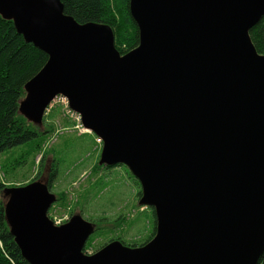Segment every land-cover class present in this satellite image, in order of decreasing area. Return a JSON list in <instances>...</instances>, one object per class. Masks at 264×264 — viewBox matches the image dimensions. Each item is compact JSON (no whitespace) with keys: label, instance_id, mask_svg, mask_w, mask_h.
Returning <instances> with one entry per match:
<instances>
[{"label":"water","instance_id":"water-1","mask_svg":"<svg viewBox=\"0 0 264 264\" xmlns=\"http://www.w3.org/2000/svg\"><path fill=\"white\" fill-rule=\"evenodd\" d=\"M138 45L121 55L107 25L79 24L60 0H0V16L47 55L18 112L43 125L56 97L124 166L151 208L142 246L83 250L93 225H55L40 179L6 187L5 218L28 264H258L264 254V55L249 31L264 0H129ZM49 159L45 160L48 161ZM45 168H43L44 172ZM42 172V174H43ZM42 177V176H41Z\"/></svg>","mask_w":264,"mask_h":264},{"label":"rangeland","instance_id":"rangeland-1","mask_svg":"<svg viewBox=\"0 0 264 264\" xmlns=\"http://www.w3.org/2000/svg\"><path fill=\"white\" fill-rule=\"evenodd\" d=\"M42 124L50 126L54 132L45 138L41 150L27 156L21 167L0 169V180L8 187L26 185L38 175L43 159H49L43 163L45 170L41 181L47 182L51 166L55 165L59 172L52 182V193L64 194L66 201L52 208L55 221H61L58 219L68 217L72 212L78 215L80 211L77 210L82 206V217L88 222H124L112 232L106 231L109 235L94 234L88 243L90 252L114 237H120L133 247L148 241L154 228L153 211L138 206L141 189L127 168L96 167L101 152L99 140L93 134L79 130L81 125L77 115L67 109L63 99L57 98L50 103ZM18 151L0 156V165L10 167ZM98 228L107 229L106 226Z\"/></svg>","mask_w":264,"mask_h":264},{"label":"trees","instance_id":"trees-1","mask_svg":"<svg viewBox=\"0 0 264 264\" xmlns=\"http://www.w3.org/2000/svg\"><path fill=\"white\" fill-rule=\"evenodd\" d=\"M60 2L64 14L79 24L96 23L110 27L114 33L115 48L121 55L137 47L138 30L129 13V0H60ZM249 35L256 51L264 55V24L259 23L253 27ZM46 61L45 53L26 43L16 32L12 22L0 16V156L19 150L12 165L10 167L0 165L1 170L3 168L12 170L24 165L27 156L37 154L45 143V138L54 132L50 126H36L28 122L18 112L19 102L25 96V84L43 68ZM45 160L42 161L36 180L42 176ZM96 167L106 168L98 164ZM57 171L56 166L52 165L47 180L49 189ZM6 187L8 186L0 180V264H28L21 257L5 218ZM56 197L57 201L66 203L64 194ZM78 214L81 215L80 212ZM97 227L98 225L94 226L97 234L103 236V232L98 231L100 228ZM153 230L155 232V227ZM88 245L86 249L89 248ZM258 264H264V254Z\"/></svg>","mask_w":264,"mask_h":264},{"label":"flooded vegetation","instance_id":"flooded-vegetation-1","mask_svg":"<svg viewBox=\"0 0 264 264\" xmlns=\"http://www.w3.org/2000/svg\"><path fill=\"white\" fill-rule=\"evenodd\" d=\"M259 23H263L264 24V16H263V18L261 19V21L259 22ZM258 23V24H259ZM57 98H60V99H63V97H61V96H58V97H56V99ZM96 142V141H95ZM97 143V142H96ZM58 172L59 171H57V174H58ZM56 178V177H55ZM54 178V179H55ZM53 186V185H52ZM50 190V192H52V187L49 189ZM54 195H55V197L56 196H58V194H55V193H53ZM58 203H60L59 201H57V197H56V201H55V203H53L52 205H51V207L49 208V210H48V212H47V217L49 218V219H51V220H53V222H54V224L55 225H60V224H62V223H65V222H69L70 221V218L72 217V216H74V213L72 212V213H70L69 214V216L68 217H65V218H63V219H58V220H61V221H55L52 217V215H51V210H52V208L56 205V204H58ZM83 210V208H82V206H79V210H77V211H80V213H81V216H83L82 215V211ZM84 219V218H83ZM85 220V219H84ZM104 220V219H103ZM121 221H119V222H115V223H111V222H106V221H98V222H96V223H92V222H90L92 225H93V233L90 235V237H89V239L87 240V242H86V244H85V247H86V245L89 243V241L91 240V238L93 237V235L94 234H96V235H98L97 234V232H96V230H95V228H94V226L95 225H98V226H106L107 227V229L106 230H98V231H101V232H103V235H105V234H107V233H110V232H112L114 229H117V228H119L120 227V225L121 224H124V222H121ZM98 228V227H97ZM106 231H110V232H106ZM154 230H153V232L151 233V235H150V237L148 238V241H150L152 238H153V236H154ZM107 235H109V234H107ZM98 236H100V235H98ZM112 241H120L124 246H129V245H127L120 237H114V238H112L111 240H109L106 244H104L103 246H101V247H99V248H97L95 251H92V252H90L89 251V249L90 248H85L84 247V250H83V252H84V254L85 255H87V256H91V255H93L94 253H96L98 250H100L101 248H103L105 245H107V244H109L110 242H112ZM148 241H146L145 243H147ZM144 243V244H145ZM143 244V245H144ZM140 246H142V245H140ZM130 247H133V246H130Z\"/></svg>","mask_w":264,"mask_h":264}]
</instances>
